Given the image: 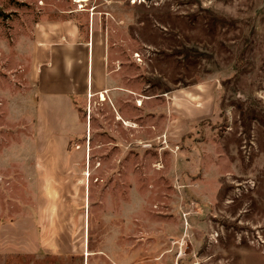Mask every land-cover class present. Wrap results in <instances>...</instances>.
I'll use <instances>...</instances> for the list:
<instances>
[{
  "label": "rangeland",
  "instance_id": "374dc122",
  "mask_svg": "<svg viewBox=\"0 0 264 264\" xmlns=\"http://www.w3.org/2000/svg\"><path fill=\"white\" fill-rule=\"evenodd\" d=\"M94 6L137 93L155 99L135 129L113 126L109 107L94 103L105 125L95 120L68 144L75 175L0 183L1 222L35 216L61 248L0 254V264H264V0H0L10 45L0 88L13 101L10 30L22 14ZM11 101L0 102V152L33 151L34 128ZM165 109L167 125L183 128L161 139Z\"/></svg>",
  "mask_w": 264,
  "mask_h": 264
},
{
  "label": "crops",
  "instance_id": "0c3cea01",
  "mask_svg": "<svg viewBox=\"0 0 264 264\" xmlns=\"http://www.w3.org/2000/svg\"><path fill=\"white\" fill-rule=\"evenodd\" d=\"M23 14L10 30L16 55V69L10 73L19 87L15 101L9 90L0 88V102L11 99L16 120L34 128L30 142L34 148L30 152H0V183L18 186L27 182L34 186L45 177L43 180L54 185L59 175H75L73 165L65 166L71 162V140L85 132L91 135L95 120L105 125V114L97 108L95 112L94 103L109 107L113 126L135 129L137 110L143 112L145 104L155 97L139 95L138 75L130 67L126 70L121 60L114 57L105 32V14L99 6L58 10L56 17L42 12L35 17ZM9 46L7 37L2 35L0 55L10 51ZM102 96L106 99L102 100ZM138 101L142 103L137 108ZM164 113L165 133L161 139L183 128L181 120L174 121L170 128L167 109ZM25 116L30 117L27 124ZM50 160L54 166H49ZM1 213L5 212L0 211V254L34 255L42 250H61L56 244V230H40L35 216L25 214L2 223ZM50 214L56 215V210ZM43 238L48 240L47 245Z\"/></svg>",
  "mask_w": 264,
  "mask_h": 264
},
{
  "label": "bare ground",
  "instance_id": "6f19581e",
  "mask_svg": "<svg viewBox=\"0 0 264 264\" xmlns=\"http://www.w3.org/2000/svg\"><path fill=\"white\" fill-rule=\"evenodd\" d=\"M88 1H90V0H75V2L76 3H79V4H83V3H86V2H88ZM106 98H105V96H102V100H105ZM130 126V125H129ZM133 126V125H132Z\"/></svg>",
  "mask_w": 264,
  "mask_h": 264
}]
</instances>
